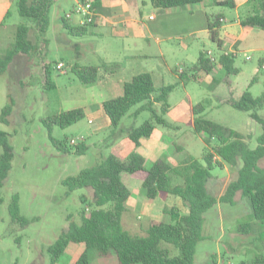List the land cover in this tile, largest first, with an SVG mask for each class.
Returning a JSON list of instances; mask_svg holds the SVG:
<instances>
[{
    "label": "rangeland",
    "instance_id": "obj_1",
    "mask_svg": "<svg viewBox=\"0 0 264 264\" xmlns=\"http://www.w3.org/2000/svg\"><path fill=\"white\" fill-rule=\"evenodd\" d=\"M125 1L129 9L128 17H142L144 21L150 22L148 20L153 18H149L150 14H163L162 9L155 8L150 0ZM195 4L201 6L199 3ZM76 5L77 0H54L50 7V23L44 38L48 40L45 57L52 63L51 79L55 83L53 88L42 87L36 58L27 55L25 58L18 55L13 60V67L0 76V129L11 134L9 139L13 148L11 168L0 188L3 198L0 203V264H50L48 246L70 221L79 222L80 209L88 206V203L81 202L80 195L84 194L88 198L91 194L87 188L68 191L61 179L76 175L81 169L94 165L112 153L114 146L126 138L124 128L138 126L150 117L146 110L136 116L130 115L136 105L122 118L115 132H95L88 113V101L102 100L120 92L105 83H82L72 72V64L97 66L107 58L128 64L130 73L143 67L147 69L154 64L156 67L158 64L159 68L154 70L153 82L155 86H159L174 83L172 73L163 71L164 62L174 69L179 64L187 66L194 63L200 50H209L213 58L221 53V49L209 39L206 32H193L203 22L197 15L191 19L170 15L168 18L171 20L160 32L153 33L151 37L146 34L145 37L134 38L112 34V27L108 22L118 16L103 13L99 18V26L88 25L89 29L98 28L97 34L71 35L64 29L61 18L70 14L68 20L74 24L79 23L82 16L75 12ZM206 11L207 15L220 14L227 22H233L238 14L245 12V5L235 10L230 6L209 4L206 5ZM5 21L10 27L24 22L14 4ZM27 23L33 24L30 21ZM257 30L259 33L250 36L248 43H245V39L239 43L234 59V65L239 68L237 74L228 75L224 70L216 69L209 75L200 73L199 80H187L172 89L168 95L169 110L164 115L168 125H157L152 138L157 139L163 134L164 139L182 146V150L178 151L171 145L168 149L158 151L157 159L175 163L191 155L201 160L204 142L192 130V115L189 111L192 105L199 102L205 106L200 115L243 133L249 147L257 146L260 124L250 117L248 111L238 110L230 104V100H237L246 89L253 96L264 92V69L259 73V80L250 83L258 69L259 58L264 56V30ZM160 49L163 56L158 52ZM129 54L132 57L127 56ZM59 61L64 63L62 70L56 67ZM223 97L229 100H223ZM10 103L12 110L8 116L9 121L4 123L1 121V110ZM76 106H85V116L64 128L53 125L52 135L59 139L66 138L68 143L71 139L75 143H86V152L79 155L58 150L51 143L47 128L42 122L48 115ZM257 112L264 118V104ZM134 151L141 155L149 154L139 145ZM148 157L145 165L156 160L152 155ZM259 164L264 167V156ZM239 166H215L211 170L213 178L209 181V190L217 195L221 194L226 184L235 178ZM129 191L128 209L123 213L122 223L133 234H145L150 221L171 222L165 212L170 207L183 212L187 210L180 198L171 194L149 199L142 187L132 194L131 188ZM16 192L19 194L20 213L30 220L25 227L10 221L8 203ZM140 194L145 196L136 201L135 197ZM148 205L151 206L150 210L147 209ZM250 211L247 199L240 194H236L234 204L219 202L207 210L202 228L205 238L196 245L193 264H241L243 260L255 255H264V240L257 239L258 232L246 233L240 227L245 222L251 223ZM71 247L80 248L81 251L84 249L81 243H70L57 264L73 263L77 253L69 250ZM88 256L90 264H115L113 258L99 256L96 248H89Z\"/></svg>",
    "mask_w": 264,
    "mask_h": 264
},
{
    "label": "trees",
    "instance_id": "obj_2",
    "mask_svg": "<svg viewBox=\"0 0 264 264\" xmlns=\"http://www.w3.org/2000/svg\"><path fill=\"white\" fill-rule=\"evenodd\" d=\"M54 0H12L17 13L24 20L15 25L13 41L0 54V76L8 71L11 62L19 55L26 54L36 58L40 67V83L43 88L51 89L55 83L51 79L52 63L45 57L48 40L44 35L50 23V7ZM85 1V0H78ZM203 0H150L157 9L184 7L199 3ZM97 14L91 22L71 23L66 16L61 18L66 32L71 35L82 36L92 33L96 26L98 14L103 11L101 0H91ZM224 6H234L232 1L218 2ZM245 12L240 17V24L244 27H258L264 30V0H247ZM9 14V11L5 15ZM221 15H207V29L209 39L222 48L220 38ZM27 21L32 22L30 25ZM4 22V21H3ZM235 53L224 52L212 60L207 50H200L197 60L186 66H176L172 71L178 80L173 84L155 86L152 74L143 71L134 74L123 84L120 95L102 101L101 106L110 119L109 130L115 132L122 118L133 106L137 107L130 115H138L141 111H148L150 117L138 126L124 128L126 137L138 146L142 138L150 137L157 125L167 126L164 115L169 110L168 95L178 84L187 80H199L200 73L211 74L216 67H220L226 74H237L239 68L234 65ZM102 67H107L103 63ZM264 69V56L258 61V69L251 82L259 80V73ZM72 72L82 83H95L100 77V68L95 65H71ZM214 81V80H213ZM264 85V79H263ZM230 104L241 111H248L252 119L260 124L261 131L257 137V146L249 147L246 136L232 128H227L217 121L200 115L205 106L199 102L190 108L192 130L199 135L204 148L201 160L188 156L177 164L157 159L150 165L144 164V158L133 151L126 158H120L110 153L94 165L81 169L76 175L66 176L61 183L68 191L87 188L90 196L80 195L83 206L78 215L79 222L70 221L47 248L50 264L61 260L69 243H82L83 251L73 264H90L88 249L96 248L98 255L103 258L114 257L116 264H193L196 245L205 238L202 233L204 213L216 204L235 203L236 194L245 197L250 206L252 221L241 224L246 233L257 231V239L264 240V167L259 161L264 156V118L258 114L264 104V92L253 96L248 89L244 90L237 100H230ZM11 103L1 110V121L7 123L11 113ZM84 107H75L48 115L42 119L47 128L51 143L63 153L83 154L87 144L68 143L67 139H59L52 135L53 125L67 127L85 116ZM123 131V130H122ZM10 133L0 129V188L4 185L11 168L13 148L10 143ZM215 143H212V141ZM176 150L182 146L172 144ZM237 169L235 178L231 179L219 195L208 188L213 174L211 170L217 166L226 165ZM126 173L141 180L145 194L149 199L158 195L171 194L180 198L187 208L186 212L176 207L165 210L171 222L150 221L145 234H133L123 226V213L127 211L128 188L121 179ZM178 180V182H176ZM3 198L0 195V203ZM10 221L25 227L30 220L20 213L19 194L13 193L8 203ZM257 227L255 228L254 226ZM162 243L168 244L163 245ZM213 262L215 259L213 257ZM241 264H264V255H255L243 260Z\"/></svg>",
    "mask_w": 264,
    "mask_h": 264
},
{
    "label": "crops",
    "instance_id": "obj_3",
    "mask_svg": "<svg viewBox=\"0 0 264 264\" xmlns=\"http://www.w3.org/2000/svg\"><path fill=\"white\" fill-rule=\"evenodd\" d=\"M222 1H227V0H203L199 2V4L201 5L200 7H198L197 4H195L193 6H189L188 8L176 7L175 8L176 10H171V8L162 9L163 14L161 16L159 14L156 16H154L153 14H150L149 18L150 17H153V18L148 20L150 22H147V21H144L142 17L140 19L128 17L129 9H128V4L126 3L125 0H101L103 11L98 14V20L96 22V26H99V22H100L99 18L100 16H102L103 13L107 14L108 16L112 14H116L118 17H115L116 19H113L112 21L108 22V25L112 27L111 28L112 34L118 33L121 35H125L127 37L133 36L134 38L145 37L146 34H148V36L151 37L153 33L160 32L162 28L166 26L165 24L167 22L169 23L171 19L168 17L170 15H176V17H189V19L197 15L199 18L203 19V22H201L200 26L197 29H194L193 32H195L196 30L198 31L201 30V31L206 32V34L209 37V33H208L207 25H206L207 23L206 5H209V4L220 5L218 4V2H222ZM229 1H232L234 3V6L232 8H234L235 10H238L240 7L244 6L247 0H229ZM12 3H13L12 0H0V52H4L6 50V48L13 41V37H14L15 26L10 27L6 24V21H5V15L10 10ZM177 15H180V16H177ZM221 17L222 19H221L220 38L222 39V42H223L221 51H224V52L228 51V52L235 53L241 40L245 39V43H248L250 36L256 33H259L257 29H260V28L258 27L242 26L240 24V17H241L240 14L237 15V17L234 19L233 22H227L223 15H221ZM92 31H93L92 34L93 33L97 34L98 28H93ZM158 52L160 55L163 56V51L161 49ZM19 55H22V57L24 58L26 57V54H19ZM127 56L132 57V55L130 54ZM103 63L107 64V67L103 68L102 67ZM13 64L14 62L12 63V65L10 64L9 69L13 67ZM162 65H165V68L162 66L164 68L163 71L165 70V73H172V76L174 78V83H175L178 80L177 74L174 73L172 69L170 68V66L168 64H165V62ZM97 66L100 68V77L96 82L100 84L105 83L108 86L115 87L118 90L117 92H120L117 95H120L123 92L124 82L129 80L134 74L143 72V71H148L152 74V77L154 78V70L157 71V69L159 68L158 64H156V67L154 64L148 67L147 69H143L144 68L143 67L142 69H137L139 71H133L134 73H130L129 71L130 68L128 64L122 61L109 60L107 58H105L100 63V65H97ZM178 66L182 67L180 64ZM102 69L104 70L103 72L101 71ZM216 69L220 70L221 68L216 67L215 70ZM39 73H40V68H39ZM108 98L110 97H105L102 100H91V101H88L87 103L89 107L88 113L90 114L91 122L94 123L95 132H101L102 130H109L110 119L106 115V113L104 112L101 106L102 101ZM223 100L228 101L229 99L227 97H223ZM76 107L85 108V106H76ZM72 108H75V107H72ZM156 131L157 130L155 128V130L153 131L150 137L142 138L140 140L139 146H143V148L147 152H149V154L147 155L140 154L144 158V164L146 160L149 158L148 156L152 155L157 160L158 151L168 149L169 146H171L174 143L172 140L164 139L163 134H162V137L158 136L157 139H153L152 137ZM135 147L136 146L134 145L133 142L130 141L129 138L124 137L121 142L117 143L114 146V148L112 149L113 150L112 153L120 158H126L129 156L131 152L134 151ZM169 163L177 164L179 162L176 161L175 163L173 162H169ZM121 179L124 185L128 188V190H130L131 188L132 190L131 194L132 192H134V190L138 192L139 188L141 187L143 188L141 180L136 177H133L132 175L122 173ZM143 193H145L144 188H143ZM143 196L145 195L140 194L137 197H135L136 201H139ZM157 197H160V195H158ZM157 197H155L154 199H157ZM150 207L151 206L148 205L147 209L150 210ZM69 250H75V252L77 253L75 254V256L72 255L75 258L73 261L74 263L82 251L80 248H77V247H71ZM109 258H113L115 262V259L113 256ZM105 259H108V258H105Z\"/></svg>",
    "mask_w": 264,
    "mask_h": 264
},
{
    "label": "built area",
    "instance_id": "obj_4",
    "mask_svg": "<svg viewBox=\"0 0 264 264\" xmlns=\"http://www.w3.org/2000/svg\"><path fill=\"white\" fill-rule=\"evenodd\" d=\"M75 12H77L78 14H80L82 16V19L80 20V24L83 23H87V22H91L94 18V16L97 14L95 7L92 5L91 0H85L83 1H78L77 0V5L75 8ZM67 18L70 17V14L66 15ZM208 56H210V58L212 60H215V58H213V56L210 54V51H207ZM248 58V56H247ZM56 67L60 70H62L64 68V63L62 61L57 62ZM70 143L75 144V141L73 139L70 140ZM223 264V263H221Z\"/></svg>",
    "mask_w": 264,
    "mask_h": 264
}]
</instances>
